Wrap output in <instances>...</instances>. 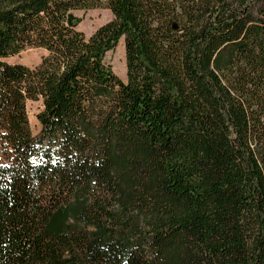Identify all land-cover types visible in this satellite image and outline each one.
I'll return each mask as SVG.
<instances>
[{
  "label": "trees",
  "instance_id": "16d2710c",
  "mask_svg": "<svg viewBox=\"0 0 264 264\" xmlns=\"http://www.w3.org/2000/svg\"><path fill=\"white\" fill-rule=\"evenodd\" d=\"M0 264H264V0H0Z\"/></svg>",
  "mask_w": 264,
  "mask_h": 264
},
{
  "label": "rangeland",
  "instance_id": "374dc122",
  "mask_svg": "<svg viewBox=\"0 0 264 264\" xmlns=\"http://www.w3.org/2000/svg\"><path fill=\"white\" fill-rule=\"evenodd\" d=\"M79 17L83 20L78 27L80 32H84L85 35L90 38L93 36L99 27L111 22L114 18L113 13L107 9H96L90 11L77 12ZM121 44L112 52L108 53L106 58L107 62L112 66L114 73L124 82L127 81V57L125 50V43L122 40ZM46 55V51L42 49H28L20 53L19 55L7 58V62L11 64H21L34 69L42 62V57ZM28 118L30 120L31 131L34 135H37L41 129L40 120L38 115L44 110L43 100L40 98L38 101L27 102Z\"/></svg>",
  "mask_w": 264,
  "mask_h": 264
},
{
  "label": "bare ground",
  "instance_id": "6f19581e",
  "mask_svg": "<svg viewBox=\"0 0 264 264\" xmlns=\"http://www.w3.org/2000/svg\"><path fill=\"white\" fill-rule=\"evenodd\" d=\"M124 47H125V45H124Z\"/></svg>",
  "mask_w": 264,
  "mask_h": 264
}]
</instances>
